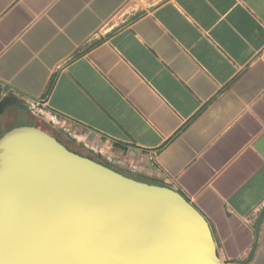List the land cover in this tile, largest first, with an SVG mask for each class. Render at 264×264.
<instances>
[{
	"label": "crops",
	"instance_id": "obj_1",
	"mask_svg": "<svg viewBox=\"0 0 264 264\" xmlns=\"http://www.w3.org/2000/svg\"><path fill=\"white\" fill-rule=\"evenodd\" d=\"M19 125L177 190L221 264H264V0H0V136Z\"/></svg>",
	"mask_w": 264,
	"mask_h": 264
},
{
	"label": "water",
	"instance_id": "obj_2",
	"mask_svg": "<svg viewBox=\"0 0 264 264\" xmlns=\"http://www.w3.org/2000/svg\"><path fill=\"white\" fill-rule=\"evenodd\" d=\"M0 264H221L177 190L126 176L33 125L0 136Z\"/></svg>",
	"mask_w": 264,
	"mask_h": 264
},
{
	"label": "built area",
	"instance_id": "obj_3",
	"mask_svg": "<svg viewBox=\"0 0 264 264\" xmlns=\"http://www.w3.org/2000/svg\"><path fill=\"white\" fill-rule=\"evenodd\" d=\"M31 109H33L34 111L38 112L39 114L43 115L44 113H42L40 110L37 109V106H30ZM45 116V115H44ZM46 117V116H45Z\"/></svg>",
	"mask_w": 264,
	"mask_h": 264
}]
</instances>
